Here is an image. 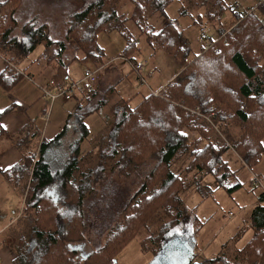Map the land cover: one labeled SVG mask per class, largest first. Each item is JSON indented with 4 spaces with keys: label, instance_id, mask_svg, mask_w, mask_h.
I'll list each match as a JSON object with an SVG mask.
<instances>
[{
    "label": "trees",
    "instance_id": "16d2710c",
    "mask_svg": "<svg viewBox=\"0 0 264 264\" xmlns=\"http://www.w3.org/2000/svg\"><path fill=\"white\" fill-rule=\"evenodd\" d=\"M124 2L131 3L130 18L139 29L144 25L148 9L168 18L165 7L169 0H90L83 10L73 14L71 21L74 29L83 28L76 47L83 54L81 61L86 58L92 60L93 56L101 58L102 50L97 44L96 35L105 25L108 27L111 21L116 23L113 27L118 29L116 27L121 22L115 15L116 6ZM11 5L12 0L0 2V53L14 62L32 52L44 41L45 35L42 28L30 23L31 19L22 22L19 36L10 35L18 23ZM103 7H107V11ZM229 7L230 5L222 3L218 10L221 13ZM217 14L214 11L207 14L208 20H213ZM93 18L94 22L90 24ZM235 19L230 27L217 28L218 34L208 36L206 45L189 56L188 49L182 50L180 47L182 33L173 19L168 18L159 28L146 32L149 45L172 54L180 62L181 67L166 86V95L179 101L180 107L150 93L143 96L136 105L129 106L125 102L126 107L117 108L116 115L120 111L118 117L111 124L109 121V130L98 139L100 141L96 147H103L100 148L99 156H105L106 159L117 158L114 165L123 168L142 163L149 156L156 158L166 168L178 153L188 151L192 144L187 143L189 132H206L212 127L224 131L221 125L226 117L223 115L220 118V114L231 109V117L239 120L240 124L235 140L231 139V134L226 135L229 140L234 141L232 146L239 156L240 166L247 170L258 164L264 141V0L256 2L255 7L247 13L237 14ZM121 30L126 36L127 28ZM48 44L45 43L46 46ZM132 45V40L128 39L126 48ZM59 49V52H55L56 56L64 50L61 43ZM7 52L17 57H10ZM53 78L62 79L57 75ZM196 109L201 111L199 113L203 117H209L212 127L208 126L205 130L202 128L205 126L197 124ZM80 119L81 117H77V139L62 140L68 129L65 124L54 138L41 141L35 157L23 158L21 164L8 174L15 180L30 176L32 183L24 193L22 213L19 216L28 215L25 222L21 218L22 224L25 223L22 227L28 230V239L19 237L13 250V264H112L116 252L135 236L139 227L157 209L168 211V215L172 214L171 220L160 227L159 234L155 236L159 239V246L169 232L185 224L181 223L184 210L180 207L179 196L175 194L176 191L169 193L176 177L172 171L166 170L161 172L163 179L157 188L151 187L149 181V184L144 182L125 204L117 207L116 213L120 212V219H116L105 232L99 247L82 259L75 258L73 253L77 252L76 245L85 241L88 221L84 212V200L89 184H67L78 169L80 144L88 133ZM199 141L203 145L194 158V162L198 161L194 163L195 169L213 175L218 185L227 191L237 189L241 185L238 179L231 187L225 185L227 177L237 173L236 169H231L229 175L223 171L225 167L229 169L225 154L229 144L225 142L226 144L219 145L217 142L205 141L204 136ZM55 150L57 152L53 153ZM104 151L108 155H104ZM151 171L149 178L153 174ZM153 171H156V167H153ZM146 178L145 175L144 180ZM50 187L54 188L51 190ZM263 193L258 192L257 203L250 211L251 236L238 248L234 259L238 257L240 261L235 262L217 255L210 257L208 264H264V204L260 202ZM188 264L194 263L190 261Z\"/></svg>",
    "mask_w": 264,
    "mask_h": 264
},
{
    "label": "rangeland",
    "instance_id": "374dc122",
    "mask_svg": "<svg viewBox=\"0 0 264 264\" xmlns=\"http://www.w3.org/2000/svg\"><path fill=\"white\" fill-rule=\"evenodd\" d=\"M1 1L3 0H0V2ZM88 1L90 0H12L13 5H11V8L14 9L16 18L18 17L20 20H17L18 23L13 27L10 35L19 36V27L22 22L31 19L30 23L33 24L34 27L37 26L43 30L45 39L42 44L45 45L46 42L49 43L46 47L47 52H49L47 56H51L50 59L53 61L54 54L57 50L59 52V44L61 43L62 46H64L63 51H65L61 60L66 63L69 59H74L72 57H76L80 54V50H77L76 47L77 44H79V34L83 28L79 26L81 30H76L77 27L74 29L71 21L73 14L83 10ZM218 2L219 0H169L166 5V16L176 21L175 23L178 29L181 30L182 38L180 40V47L182 50L188 49V56L197 53L199 48L207 43V40L199 41L198 39V28L200 24L207 26V34H209V36L214 37L218 34L219 30L217 31L214 19L208 20L207 18V14L213 11L220 13L218 8L221 4H218ZM221 2H225L223 5H230L232 8L231 5L234 0H221ZM108 7H110V5ZM102 9L107 11L108 8L103 7ZM116 9L117 12L115 15L121 23L116 27L118 29H115L113 26L116 23L114 24L111 21L108 27L105 25L106 27L104 26V28L97 33L96 41L98 46L102 49L103 54L101 58L93 56L91 60L95 64V67H100L99 77L101 69L103 70L106 66L103 65V62L113 63L121 73V77L116 78V80L118 79L116 88L118 91L121 89L123 92L128 90V93H126L125 96H123V94L121 97H129V100L116 99L114 93L108 94V97L103 100L102 103L111 104L110 108L112 115L109 114L107 118L110 124L120 113V111H118L116 115L118 107L121 108L125 106V102H127L129 106L136 105L142 97L148 93L147 90L149 91L150 87L156 88L163 85L168 81L169 77H171L172 73H174L176 69L178 71L179 67H181L180 62H178L172 54L160 48H154L149 45L146 40L149 29L154 30L159 28L168 18L165 19V17L161 16L159 13L148 9L144 16V25L139 29L130 18L132 9L130 2L120 3L116 6ZM221 9L222 8H220V10ZM245 9L246 6L242 8L241 12H244ZM223 13V20L227 17L228 21V18H230L229 12L224 10ZM91 22H94V18L90 20L89 23L91 24ZM86 24V26H89L88 23ZM230 26L231 25L228 24L220 27L228 28ZM121 28H127L128 32L126 36L128 37L124 35L126 34L125 32L123 34L121 33ZM128 39L132 40L133 45L126 48ZM42 48L43 45H38L29 57L36 58V56L41 53L40 51H42ZM6 54L13 58L17 57L10 52ZM47 56H45V58H47ZM42 57L43 56H41V58ZM20 59L21 58L17 59V61ZM91 61L90 59H85L83 60L84 64L81 62L79 63V61H74L69 66V72H72L74 69L75 72H77V70L81 69L83 66H85V68L92 67L93 64ZM135 61L142 65L139 72L136 70L137 68H133L135 65L134 63H136ZM140 73L143 75H139ZM141 78L143 79L141 80ZM143 81L148 86H146ZM164 87L165 90L163 91L162 88H160L161 90L156 95L149 93L156 98H162L169 101L171 104L173 103V105L179 106V101L170 98L172 97L171 95H166V85ZM60 103L66 109L67 106L68 108H72L74 101L71 100L66 103ZM55 104H57V107L54 112L57 113V117H59V115L65 116V114H62L63 107L59 106L57 101ZM71 110V115L73 114L72 117H74L77 112L74 111L73 108ZM199 112L201 111L197 110L195 112L198 118L197 124L205 126L202 128L206 130L208 126H211V121L209 122V119L203 117ZM232 112L233 110L230 109L226 111V113L223 112L220 114V118H222L223 115L226 117L221 125L224 131L220 128L218 130L211 126L212 128L210 127L211 129H208L206 132H189L187 143L192 142V144L188 148V151L185 153H178L166 168H164L162 164H159L156 158L149 156L142 163L137 165L131 164L124 168L120 165H114L117 158L106 159L105 156H99L101 152L100 148L103 147H101L102 145L96 147L98 145L97 143L100 141H98V139L100 135L109 130L110 125H108L109 122L106 126L102 125V119L98 114H90L85 121L90 125V129H93V132L91 134L89 133V135L87 133V136L80 144V153L77 156L78 169L74 172L72 180L67 183L89 184V191L85 194L86 198L84 200V212L88 219L84 233L85 241L76 245L77 247L75 250H77V252L73 253L75 258L82 259L89 252L102 244L105 232L116 222V219H120V212L116 213L117 207L125 204L127 199L138 190L140 185L144 182H146L144 184H149L150 182L149 185L151 187L157 188L158 184L163 179L161 172L169 170L172 171L176 177L175 182L171 183L173 185L169 193L176 191L175 194L179 196V200L181 201L180 207L184 210V218H181V223L185 224H183V228L176 227L175 229L181 230L189 242L195 246L194 250L196 249V252L201 251V257L196 253L197 256H195L194 259L196 260L194 261L196 262L195 264H208V259L217 255L235 262L240 261L238 257L236 260L234 259L238 253V248L242 247L250 238L251 229L247 228L248 224L246 222L242 223V213L230 216L228 212L236 213L239 208H244L245 212L248 211L259 189L254 182L248 181L247 176L251 169L246 170L243 165V167L240 166L241 162L238 160L239 156L232 146L234 141L232 142L229 140L226 135L231 134V139L235 140L238 134V124H240V121L231 117ZM80 114H83V112ZM197 114L200 117L197 116ZM78 132V127L76 129V127L73 125L70 126L69 124L62 140L70 141L72 139H77ZM203 136L205 137V141L210 140V142L220 143L219 145L226 144L225 142L229 144V148L225 153L228 160V165L226 166H229V169L227 170L225 167L223 171L226 175H229L231 169H236L237 173L233 176L230 174V176L227 177L228 179L226 178L227 184L225 183V185L231 187L236 182V179H238L241 185L237 189L227 191L223 186L218 185L213 175L195 169L194 163L198 161L194 162V158L198 155V150L202 149L203 142H200L199 139H202ZM195 140H197V143ZM104 148H106V146ZM55 152H57V150L53 153ZM103 154L108 155L106 151H104ZM262 156L263 154L261 158ZM30 161L32 164V159ZM55 163H57V161H55ZM54 167L56 166L54 165ZM153 167H156V171H153ZM254 169L256 170V168ZM150 171L151 174L153 173L151 178H149ZM145 175L147 176L146 180H144ZM18 180L21 181L18 184L19 191L25 193V191H27V186L32 184L30 183V176H22ZM53 188L54 187H50L49 189L52 190ZM20 202H22V200L18 198V203L16 204L15 202V205H19ZM167 212L166 210L157 209L156 212L148 218L145 224L139 227L135 236L116 252L113 256L112 264H158V262H154L159 246V239H156L155 236L159 234V228L171 220L172 214L168 215ZM27 217V214H23L20 218L18 217L19 219L14 221L10 227L1 234L3 236H0L1 241L4 238L10 241V246L13 247L12 252L20 236L24 237V240L28 239V230L22 227L23 224L25 225L24 222ZM21 218L24 221L23 224ZM182 230H185L186 233ZM233 232L234 236L230 239L229 237Z\"/></svg>",
    "mask_w": 264,
    "mask_h": 264
},
{
    "label": "crops",
    "instance_id": "0c3cea01",
    "mask_svg": "<svg viewBox=\"0 0 264 264\" xmlns=\"http://www.w3.org/2000/svg\"><path fill=\"white\" fill-rule=\"evenodd\" d=\"M219 1L221 5L222 3H225L221 2V0ZM258 1L259 0H234L231 5L232 8L225 9L230 15L228 21L227 17L223 20L224 11L216 15L219 16L218 20H216V16L214 17V22H216L217 28L221 29L222 27L220 26L222 25H232L236 20L235 18L237 14H245L252 10ZM245 6V11L241 12L242 8ZM14 17L16 18L15 13ZM16 19L20 20L18 17ZM42 43L43 42L38 44L43 45V48L36 58H31L29 55L38 45L28 55L21 57L18 61L17 59L14 60V62L10 61L0 53V108L5 109L4 112L0 113V124L6 125V128H0V236H3L1 234H3L20 216L24 201V192L22 193V191H19L20 189L18 185L21 181L15 180L12 176H8L13 168L21 164L23 158L28 156L35 157L41 141H49L54 138V136L62 130L65 124L67 125L68 123V127L70 124V126L73 125L77 128V117H81V122L87 127V129H89L90 132L88 131V135L93 132V129H90V125L85 121L90 114H98L102 119V125L106 126L109 122L107 119L109 114L112 115L110 108L111 104L106 103L102 106L101 103L108 97V94L114 93L116 99L120 100L130 99L129 97H121L123 94V96H125V94L128 93V90L123 92L121 89L118 91L116 88L118 80H116V78L121 77L119 69L114 66L113 63L103 62V65L106 66L100 71V77L95 90L73 99L74 103L72 108L77 112L75 116L72 117L73 114L71 115L72 108H68L67 106L65 109L60 103H66L71 100H57L59 103L58 105L63 107L62 114H65L66 116L59 115V117H57V113L54 112L57 107V104H55L56 101L52 105H49L47 100L42 97L40 87L44 85L48 79L53 78L56 75L64 80L77 79L80 77L85 66H83L84 68L82 67L81 69H78L77 72H75V69L72 72H69V66L74 61H79V63L81 62L84 64V62L80 60L82 56L81 51L78 56L72 57L74 59H69L66 63L61 60L65 51L57 56L54 54V59L52 61L50 59L51 56H47V54L49 55V52H47L46 49L47 46ZM41 56L43 57L41 58ZM45 56H47V58H45ZM92 64V67H95L93 62ZM176 73L177 69L163 85L156 88H150L153 90H158L160 88L165 89L164 86H167V83L174 78ZM139 75L143 74L140 73ZM5 77H8V79H5ZM147 92L149 93L148 90ZM16 101H19L20 103L17 104ZM82 112L83 114H80ZM262 154L263 156L258 164L253 168H250V173L248 172L249 175L247 176L248 181H251L249 179L252 172L264 182V149ZM9 165H12V167H9ZM254 168H256V170ZM258 192L255 194L254 202L250 205L248 211L245 212L244 208H239L236 213L230 215L233 216L242 213V223L246 222L248 224L247 228H249L250 211L257 203ZM18 198H20L22 202H20L19 205H15V202L16 204L18 203ZM182 231L186 233L185 230ZM233 236L234 232L231 233L229 238L231 239ZM10 245L11 243L7 238H4L2 241L0 240V264H13L14 255ZM192 248L193 258L190 261L195 264V256H200L201 251L196 252V249L194 250V245Z\"/></svg>",
    "mask_w": 264,
    "mask_h": 264
},
{
    "label": "built area",
    "instance_id": "2783aa9c",
    "mask_svg": "<svg viewBox=\"0 0 264 264\" xmlns=\"http://www.w3.org/2000/svg\"><path fill=\"white\" fill-rule=\"evenodd\" d=\"M219 19V16H216V20ZM199 41H206L208 39L207 34V26L204 24H200L199 26ZM133 68H137L136 70L139 72L141 69V64L134 63ZM99 70L100 67H86L83 69L81 75L77 79L72 80H56L54 78H50L46 81L44 85L40 87L42 97H44L49 105H52L57 100H73L76 97H80L83 94H87L92 92L95 88L97 80L99 78ZM143 78H141L142 80ZM143 83H145L143 81ZM146 86H148L145 83ZM161 89L153 90L150 88L149 92L156 95L159 93ZM164 91L165 89L162 88ZM208 119V118H207ZM251 181L254 182L259 189V191L264 192V183L258 178V176L251 172ZM264 204V193L263 198L260 201ZM232 215V212L228 213Z\"/></svg>",
    "mask_w": 264,
    "mask_h": 264
},
{
    "label": "water",
    "instance_id": "95a60500",
    "mask_svg": "<svg viewBox=\"0 0 264 264\" xmlns=\"http://www.w3.org/2000/svg\"><path fill=\"white\" fill-rule=\"evenodd\" d=\"M193 244L181 230H172L160 243L154 262L158 264H188L193 258Z\"/></svg>",
    "mask_w": 264,
    "mask_h": 264
},
{
    "label": "snow or ice",
    "instance_id": "6c2138e0",
    "mask_svg": "<svg viewBox=\"0 0 264 264\" xmlns=\"http://www.w3.org/2000/svg\"><path fill=\"white\" fill-rule=\"evenodd\" d=\"M5 79H8V77H5ZM16 103L19 104L20 102L19 101H16ZM4 111H5V109L0 108V113H2ZM0 128H6V125L0 124ZM9 167H12V165H9Z\"/></svg>",
    "mask_w": 264,
    "mask_h": 264
}]
</instances>
